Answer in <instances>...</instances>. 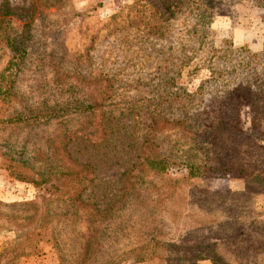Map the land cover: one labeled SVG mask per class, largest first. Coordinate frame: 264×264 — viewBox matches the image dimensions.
Wrapping results in <instances>:
<instances>
[{
	"label": "rangeland",
	"instance_id": "rangeland-1",
	"mask_svg": "<svg viewBox=\"0 0 264 264\" xmlns=\"http://www.w3.org/2000/svg\"><path fill=\"white\" fill-rule=\"evenodd\" d=\"M215 1L179 0L169 19L167 0H0V117H27L0 125V264H60L52 227L81 253L103 220L83 206L106 209L114 230L98 255L120 264H264V7ZM144 154L176 167L143 169ZM128 169L153 183L139 203L120 194ZM85 177L78 215L32 205ZM33 214L56 218L44 230L22 219Z\"/></svg>",
	"mask_w": 264,
	"mask_h": 264
},
{
	"label": "trees",
	"instance_id": "trees-1",
	"mask_svg": "<svg viewBox=\"0 0 264 264\" xmlns=\"http://www.w3.org/2000/svg\"><path fill=\"white\" fill-rule=\"evenodd\" d=\"M178 1L179 0H167V2L161 3L165 11H168L170 13L169 19L175 15L176 13L175 9L178 7ZM212 1L211 0H201V2L204 3L206 6H207V3L205 2H212ZM215 2H220V0H216ZM257 2L260 6L264 7V0H257ZM157 10H160V8L158 7ZM8 78H9L8 76H5L2 79V82L6 85L4 86L2 85L3 90H1L0 92V102L6 103L7 96L9 95V91H11L9 85H7ZM245 89L246 88L242 89V91ZM26 118L27 117L23 115H19L17 117H3V118L0 117V125H7V124L15 123V122H21V121H24ZM144 155L145 156L142 157V160L144 161L143 169L149 168V169L154 170L157 174H165V173H169L172 170V167H176L174 163L171 162L168 157L158 156L159 154H154V155L144 154ZM196 167H197V164H193L189 167V172H188L189 177H193L196 175L197 173ZM186 168H188V166H186ZM143 169L141 173H139L140 169H138L137 175H132L133 172L131 169L130 170L128 169L122 174V178L118 180V183H121L123 187L122 193L120 194L126 195L128 199L131 198L130 200L134 199L138 201L140 194L136 196L137 187L140 185L149 186L153 184L152 182L145 181L143 179V171H144ZM211 170L212 168H208L207 171L205 172H209ZM94 182H95V177H92V178L85 177V178L77 179L75 183L83 186V189L80 192H77V193L73 192L71 194H68V192L64 190V188L70 184L64 185V184H59V183H50V186L48 188H45L44 195L41 196L43 199L42 203L34 201L32 202V205L37 204L38 208L42 209V207L44 208L45 204L48 205L51 202H56V201L64 202L65 201L73 205L75 207V211H71V208L68 207L67 211L63 213V215H70V214L78 215V212L80 210L78 207L83 205L82 203L84 202L83 192L87 189L88 186L93 185ZM124 197L125 196L121 195V198H124ZM113 199L114 198H111L110 202L113 201L118 204H121V200L116 201V199L114 200ZM139 202L141 201L139 200L138 203ZM83 209L90 210L89 214L93 217H97V219H99V216L103 217V220L90 225V227L92 228L90 229L92 230V232L90 233V237L88 238L86 242H83L81 244V253L75 254L72 257H69V255L64 252L63 248L60 249L61 245L59 242L58 234L55 232V230L52 227V222H53L52 220L53 218H56V217H51L50 214L39 215V216L33 214L29 217H22V219L28 220L29 222L33 220V222H36V224L39 227L43 228L44 230L50 229V226L52 227V239H50L49 241L54 242L53 246H55L56 249L59 250L60 252V261H61L60 264H120L121 263L120 257L117 255L116 256L112 255L109 257H101L98 255V253L102 252L106 244L105 240L103 239V236H101V233L107 232L108 229H110L111 231L114 230L113 228H111L110 223L107 222L108 214L106 212V209L101 208V207L91 209L90 207L85 208L84 206H83ZM91 211H95V212L90 213ZM27 234L29 235L26 237V240H25V242H28L27 248L25 247L24 248L25 251H23V253L25 254H28L31 252L30 250L32 249H30L29 247L35 246V243H36L35 238L38 236L34 231L28 232ZM151 243L153 245L151 249H154V248L156 250L165 249V244L162 241H156V239H153ZM149 244H150V240L145 243V245H149ZM110 246H113V245H110ZM170 247H173V246H169V248ZM1 254L2 252H0V255ZM97 256H99V258ZM165 261L167 262L174 261V264H199L200 261H202V258L199 256H189V257L169 258V259H165ZM212 261L214 262V264H230L228 261H226L224 258L220 257L219 255H214L212 257Z\"/></svg>",
	"mask_w": 264,
	"mask_h": 264
}]
</instances>
